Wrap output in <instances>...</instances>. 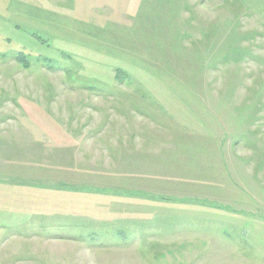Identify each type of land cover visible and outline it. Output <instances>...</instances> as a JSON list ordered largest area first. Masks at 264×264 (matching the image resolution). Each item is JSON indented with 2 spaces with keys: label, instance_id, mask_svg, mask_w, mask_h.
Here are the masks:
<instances>
[{
  "label": "rangeland",
  "instance_id": "obj_1",
  "mask_svg": "<svg viewBox=\"0 0 264 264\" xmlns=\"http://www.w3.org/2000/svg\"><path fill=\"white\" fill-rule=\"evenodd\" d=\"M0 264H264V0H0Z\"/></svg>",
  "mask_w": 264,
  "mask_h": 264
},
{
  "label": "trees",
  "instance_id": "obj_2",
  "mask_svg": "<svg viewBox=\"0 0 264 264\" xmlns=\"http://www.w3.org/2000/svg\"><path fill=\"white\" fill-rule=\"evenodd\" d=\"M23 55V54H22ZM21 54L18 56V59L21 61V62H25L26 60H24V57L22 56Z\"/></svg>",
  "mask_w": 264,
  "mask_h": 264
}]
</instances>
